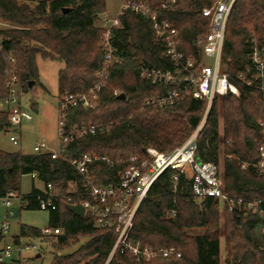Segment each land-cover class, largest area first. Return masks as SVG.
Wrapping results in <instances>:
<instances>
[{"label":"trees","instance_id":"trees-1","mask_svg":"<svg viewBox=\"0 0 264 264\" xmlns=\"http://www.w3.org/2000/svg\"><path fill=\"white\" fill-rule=\"evenodd\" d=\"M162 1L149 0L177 27L182 50L200 57L202 46L198 39L205 37L210 28V19L201 9L211 0H191L194 9L170 11L160 8ZM105 10V0H0V18L13 24L11 28H0L3 44L0 93H7L12 58L23 93L34 92L36 86L42 85L38 56L65 63L58 75L59 101L66 93L87 91L103 66L104 29L97 22ZM120 19L121 26L115 29L113 42L122 60L111 68L96 106L75 105L66 114L68 130L89 122L99 124L100 128L71 142L57 159L50 153L0 148V198L10 191L22 193V177L35 172L36 177L31 176L32 188L24 198L26 209L40 210V197L52 183L57 208L48 211L49 224L59 227L61 232L47 238L57 251L51 264H264L262 216L230 212L216 198L194 196L191 183L183 176L175 190L173 169L166 170L156 180L142 201L131 237L152 247L174 246L181 252L180 256L156 255L145 259L118 249L109 258L117 238L115 228L96 227L88 214L79 216L67 208V195L73 196L72 201L77 200V195L69 192V182L75 180L80 185L81 176L66 157L98 153L114 159L112 165L100 162L90 168L99 183L108 184L120 168L131 165L128 160L131 156L144 157L147 147L169 152L182 145L206 115L208 100L191 95L172 104H145L147 97L165 94L172 86L142 78L140 65L167 67L169 64L161 56V46L154 40L149 21L132 11L125 12ZM263 35L264 0H237L226 24L222 70L239 87L240 94L215 96L197 139V158L218 162L223 155L228 190L245 198L264 196V175L253 165L259 159V147L264 141L259 126L264 121V92L246 84L238 75L246 73V65L251 62L252 38L261 46ZM122 93L125 98L119 97ZM32 106L36 108L37 102ZM8 117L7 111L0 110V130L10 127ZM245 162L249 166L243 167ZM35 180L43 187L37 186ZM19 233L39 236L41 230L21 223ZM82 238L86 240L77 249L63 252ZM3 239L0 231V242Z\"/></svg>","mask_w":264,"mask_h":264},{"label":"built area","instance_id":"built-area-1","mask_svg":"<svg viewBox=\"0 0 264 264\" xmlns=\"http://www.w3.org/2000/svg\"><path fill=\"white\" fill-rule=\"evenodd\" d=\"M120 6L115 18L110 20L105 15L101 17L100 26L104 29L102 42L104 45L103 66L97 71L96 80L87 91L66 93L59 101L58 106V143L56 148L49 146L46 138H40L34 145L33 153H50L52 158H61L68 146L74 140L81 138L86 133H95L99 124L89 122L67 129L66 114L70 107L82 105L84 108H93L99 99V92L106 84L111 68L115 63L122 60L118 48L113 42L114 31L121 26V15L132 11L149 21L153 30L155 42L161 46V56L169 64L160 67L150 64H141L139 75L148 80L168 84L172 89L165 94L147 97L145 104L158 103L160 105L175 103L183 96L191 95L195 98H206L208 100L206 115L194 133L180 146L172 151L163 152L153 146L145 150V156L133 155L128 160L131 165L120 168L112 182L102 184L91 174L90 168L96 163L106 162L110 165L116 161L107 155L98 153H86L79 158L66 157L68 161L81 176V184L70 181L69 192L77 195L73 200L71 194L67 195L69 204L82 203L85 214H88L99 228H115L116 242L110 252L109 258L120 249L121 252L130 253L138 257L150 259L156 255L180 256L181 252L174 246L152 247L143 244L131 237L137 211L142 201L147 197L156 180L168 169L175 170L173 175L174 188L176 190L180 177L191 183L192 193L199 198L213 197L218 199L230 212L244 214L253 213L262 216L264 220V196L245 198L232 190H228L222 161H201L197 158L198 134L205 124L207 114L211 108L216 95L233 93L240 94L239 87L229 79L228 73L222 70V53L224 49L226 24L229 14L237 0H211L201 11L209 17L210 28L205 37L198 39L202 46L201 56L187 55L181 48V37L174 23L152 6L149 0H119ZM178 0H163L160 8L164 11L176 9ZM3 47L0 40V49ZM264 35L263 45L260 46L256 38H252L251 50L249 52L250 63L246 65V73L240 72L238 78L250 86H256L264 92ZM209 55L214 58L213 64L205 63L203 56ZM12 67L8 70L7 93H0V110L9 114L10 127L15 131L21 130L24 121L34 118L32 109L24 104V93L18 78L15 59H11ZM249 73V75L247 74ZM116 94H120L118 90ZM264 135V121L259 123ZM102 129V127H101ZM15 143L18 137L15 133L10 135ZM121 161L118 159L117 161ZM250 163H243V167ZM253 165L264 175V141L259 147V159ZM36 177V173L31 174ZM55 189L49 183L45 195L40 197L39 206L42 210L50 211L57 208L54 200ZM17 200L19 209H26L27 200L23 193L10 191L0 198L2 204L11 207ZM9 217H17L14 209L8 211ZM20 228L21 217H17ZM11 220L0 217V231L4 239L0 242V264H29L25 255L27 250L37 248L33 240L47 242V238L59 234V227L51 226L40 228L39 236H21L18 232L12 233ZM264 232V223H263ZM40 253V252H38ZM37 253V254H38ZM36 254V257H37ZM42 255H40L41 257Z\"/></svg>","mask_w":264,"mask_h":264},{"label":"rangeland","instance_id":"rangeland-1","mask_svg":"<svg viewBox=\"0 0 264 264\" xmlns=\"http://www.w3.org/2000/svg\"><path fill=\"white\" fill-rule=\"evenodd\" d=\"M33 3V1H29ZM106 10L101 14V17L105 15L112 20L116 17L120 1L119 0H105ZM191 0H180L177 4V8L184 10L194 9V5ZM101 17L97 22L101 24ZM12 23H9L0 18V28H11ZM205 63L213 64L214 58L206 55L203 56ZM39 68V80L42 85L36 86L34 92L24 93L23 102L28 105L34 114V118L29 121H24L21 130L15 131L14 128L9 127L4 130H0V148L7 151H21L25 153H31L34 151V145L40 138H46L49 146L56 148L58 143L57 128H58V106H59V71L64 67V61L60 59H43L38 56L37 59ZM37 102V107H33V103ZM223 131V121L221 117L220 132ZM15 133L18 137V142L15 143L10 139V135ZM223 160V155H220V161ZM39 183L38 181H36ZM41 184V183H40ZM33 185V179L31 175L26 174L22 177L21 192L27 194L30 192ZM42 186V184H41ZM74 187L69 186V189ZM12 208L15 210L17 217H21V222L37 226L39 228H45L49 225V212L47 210H29L19 209L17 207V200L14 199V204L11 207H7L2 204L0 200V217H8L11 220L12 233L18 232L19 220L15 217H9L8 211ZM223 220V219H222ZM82 238L81 241L67 249H64V253H70L77 249L80 244L85 241ZM33 245H37V248H31L25 252L29 264H51L55 258L57 251L51 247L50 242H40L39 240H33ZM224 242L222 241V257L224 256ZM40 252L41 257H36V254ZM59 254V252H58Z\"/></svg>","mask_w":264,"mask_h":264},{"label":"water","instance_id":"water-1","mask_svg":"<svg viewBox=\"0 0 264 264\" xmlns=\"http://www.w3.org/2000/svg\"><path fill=\"white\" fill-rule=\"evenodd\" d=\"M33 81L30 82V86H32ZM120 98H125V94L122 93L120 96ZM67 208L71 211H73L74 213H76L79 216H84L85 214V207L82 203L78 202L76 204H68ZM41 253L37 254V257H40Z\"/></svg>","mask_w":264,"mask_h":264},{"label":"crops","instance_id":"crops-1","mask_svg":"<svg viewBox=\"0 0 264 264\" xmlns=\"http://www.w3.org/2000/svg\"><path fill=\"white\" fill-rule=\"evenodd\" d=\"M36 181H38V180H35V184H36L37 186H39V187H43V185L41 186V184H42L41 182L38 181L39 183H37ZM40 183H41V184H40Z\"/></svg>","mask_w":264,"mask_h":264}]
</instances>
